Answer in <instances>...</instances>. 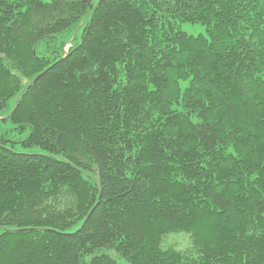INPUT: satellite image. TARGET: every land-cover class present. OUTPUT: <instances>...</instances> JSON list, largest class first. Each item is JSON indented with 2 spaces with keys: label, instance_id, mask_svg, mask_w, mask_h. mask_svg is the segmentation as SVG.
<instances>
[{
  "label": "trees",
  "instance_id": "16d2710c",
  "mask_svg": "<svg viewBox=\"0 0 264 264\" xmlns=\"http://www.w3.org/2000/svg\"><path fill=\"white\" fill-rule=\"evenodd\" d=\"M0 264H264V0H0Z\"/></svg>",
  "mask_w": 264,
  "mask_h": 264
},
{
  "label": "rangeland",
  "instance_id": "374dc122",
  "mask_svg": "<svg viewBox=\"0 0 264 264\" xmlns=\"http://www.w3.org/2000/svg\"><path fill=\"white\" fill-rule=\"evenodd\" d=\"M183 29L190 34L197 35L206 32V28L201 23H184ZM170 243H174L177 246H186L189 243V239L186 233L179 232L177 235H172L168 238ZM125 263L124 261H122Z\"/></svg>",
  "mask_w": 264,
  "mask_h": 264
}]
</instances>
